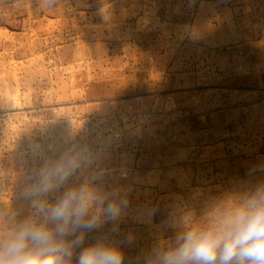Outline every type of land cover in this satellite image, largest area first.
I'll return each instance as SVG.
<instances>
[{"label":"rangeland","instance_id":"rangeland-1","mask_svg":"<svg viewBox=\"0 0 264 264\" xmlns=\"http://www.w3.org/2000/svg\"><path fill=\"white\" fill-rule=\"evenodd\" d=\"M45 131L131 189L128 261L202 223L264 160V0H0V209Z\"/></svg>","mask_w":264,"mask_h":264},{"label":"clouds","instance_id":"clouds-1","mask_svg":"<svg viewBox=\"0 0 264 264\" xmlns=\"http://www.w3.org/2000/svg\"><path fill=\"white\" fill-rule=\"evenodd\" d=\"M46 143V131L29 142L35 162L20 178L16 207L0 209V264H264V160L202 223L185 222L128 261L125 248L136 236L120 225L131 189L108 187V171L93 167L89 147L72 136L58 153ZM156 211L146 208L137 220Z\"/></svg>","mask_w":264,"mask_h":264}]
</instances>
